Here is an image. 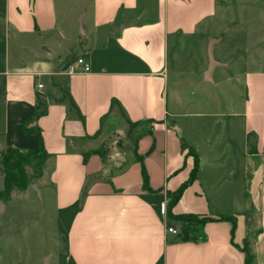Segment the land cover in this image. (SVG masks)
<instances>
[{"label":"crops","instance_id":"obj_1","mask_svg":"<svg viewBox=\"0 0 264 264\" xmlns=\"http://www.w3.org/2000/svg\"><path fill=\"white\" fill-rule=\"evenodd\" d=\"M220 1L88 0L81 15L77 0H0V176L1 157L38 152L39 134L48 156L43 185L65 235L60 264H244L245 239L254 264H264V47L229 113L168 108L170 95L182 104L169 91V55L207 35ZM70 57L84 58L90 71L66 74ZM206 69L196 86L216 88L214 73L204 81ZM188 117L219 119L218 134L181 124ZM114 119L122 134H139L134 153L104 160L91 152L106 151L104 127ZM187 148L199 169L172 213L231 217L233 234L228 221L206 223L195 243L167 232L168 195L193 168Z\"/></svg>","mask_w":264,"mask_h":264},{"label":"rangeland","instance_id":"obj_2","mask_svg":"<svg viewBox=\"0 0 264 264\" xmlns=\"http://www.w3.org/2000/svg\"><path fill=\"white\" fill-rule=\"evenodd\" d=\"M77 1L83 5L81 15L86 14L88 0ZM219 4L207 35L190 47L182 45L177 56L169 55V91H175L182 100V104L175 106V100L170 95L169 110L176 108L182 114H227L230 112V98L245 95L244 78L258 67L264 47V0H221ZM74 21L76 34L80 37L79 17ZM87 21L88 18L85 24ZM207 38L218 41L214 45L215 61L227 64L214 72L213 80L218 84L216 88L207 85L199 88L195 84V79L199 80L206 69ZM217 120L188 117L180 122H193L201 130L212 128V133L216 135L220 128L219 124H215ZM122 123L118 119L105 123L104 160L118 150L134 153L139 133L122 134L119 132H123ZM185 154L194 161L191 155L196 154L192 149L187 148ZM2 178L0 176V181ZM31 182L25 192H14L10 201H0V264H44L45 258H48L47 264H60L65 254V235L57 228L49 191L45 189L42 178H32ZM31 186L37 187L40 197ZM176 226L179 231L180 225Z\"/></svg>","mask_w":264,"mask_h":264},{"label":"trees","instance_id":"obj_3","mask_svg":"<svg viewBox=\"0 0 264 264\" xmlns=\"http://www.w3.org/2000/svg\"><path fill=\"white\" fill-rule=\"evenodd\" d=\"M76 59L70 57L64 65L66 69L70 64H72ZM115 103H113L114 105ZM42 113H37L33 118L23 125V132L29 133L32 129L27 128V125L32 121L41 116ZM39 141V151H19L11 150L1 157V166L4 169V176L0 181V201L8 202L12 199L14 192H25L32 184V178L34 180H40L43 176V170L47 161V154L42 147L41 136L38 134ZM185 148V145H182ZM105 150L94 151L91 154L102 155L105 154ZM194 158L193 168L190 172L188 182L183 184L174 194L168 195V203L166 208V218H167V229L175 228L176 224L180 225V229L176 234V240L181 243L185 242H197L199 239L200 229L209 222L214 221H228L232 226V234L234 233L235 222L231 217H219L218 219H210L204 216L198 215H174L172 209L179 201L183 190L188 186L189 183L196 179L199 162L195 155H191ZM137 161H141V158L135 153ZM143 176V189L150 192L148 186V180L145 172L142 173ZM248 217V216H247ZM240 252L244 255V264H254V254L250 249V243L248 239L243 242Z\"/></svg>","mask_w":264,"mask_h":264},{"label":"water","instance_id":"obj_4","mask_svg":"<svg viewBox=\"0 0 264 264\" xmlns=\"http://www.w3.org/2000/svg\"><path fill=\"white\" fill-rule=\"evenodd\" d=\"M80 23V30L82 29V21H79ZM217 40L211 39L209 40L207 44L206 49V55H207V69L204 72L203 79L207 83H212V75L216 68L224 66L223 64H220L215 61L213 56V47L217 43ZM31 188L37 193V195L40 197V192L35 186H31ZM48 258H45L44 264H47Z\"/></svg>","mask_w":264,"mask_h":264},{"label":"built area","instance_id":"obj_5","mask_svg":"<svg viewBox=\"0 0 264 264\" xmlns=\"http://www.w3.org/2000/svg\"><path fill=\"white\" fill-rule=\"evenodd\" d=\"M77 67L79 69H77ZM90 71V67L87 61L84 58H77L72 64H70L66 69L65 73L68 75H75V74H85ZM37 88L40 90L42 89V85H37ZM167 232L169 234L176 235L177 231L168 228Z\"/></svg>","mask_w":264,"mask_h":264}]
</instances>
